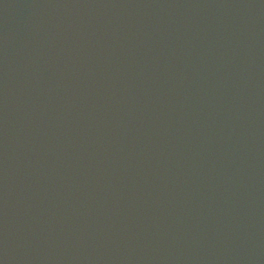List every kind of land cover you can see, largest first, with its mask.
I'll return each mask as SVG.
<instances>
[{
	"label": "water",
	"instance_id": "95a60500",
	"mask_svg": "<svg viewBox=\"0 0 264 264\" xmlns=\"http://www.w3.org/2000/svg\"><path fill=\"white\" fill-rule=\"evenodd\" d=\"M51 264H264V0H0Z\"/></svg>",
	"mask_w": 264,
	"mask_h": 264
}]
</instances>
